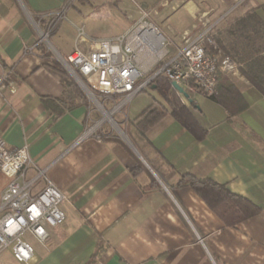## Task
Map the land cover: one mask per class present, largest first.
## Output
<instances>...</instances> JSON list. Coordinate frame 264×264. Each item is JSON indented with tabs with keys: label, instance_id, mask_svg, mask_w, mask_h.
I'll list each match as a JSON object with an SVG mask.
<instances>
[{
	"label": "crops",
	"instance_id": "0c3cea01",
	"mask_svg": "<svg viewBox=\"0 0 264 264\" xmlns=\"http://www.w3.org/2000/svg\"><path fill=\"white\" fill-rule=\"evenodd\" d=\"M70 1L0 0V78L7 76L0 90V134L12 149L29 145L35 167L27 180L47 169V178L71 201L64 208L66 223L50 230L45 246L34 247L30 264H264V93L246 76L263 77L259 64L264 65V54L245 61L239 75H224L238 92L221 85L220 101L181 85L188 98L180 96L204 131L201 139L167 116L146 139L127 126L129 142L113 136L80 141L93 107L77 103L69 108L62 102L68 76L53 60L55 52L65 55L73 48L77 29L83 25L86 31V25L70 29L59 24L49 37L55 40V52L40 43L48 27L45 16L60 12ZM84 4L126 16L120 34L86 32L89 37L125 33L144 8L157 18L152 22L175 49L184 35H196L194 17L204 12L220 19L226 46L239 42L227 33L236 18L256 9L264 21V0ZM176 16L185 18L180 31L170 26ZM149 87L157 90L156 84ZM133 120L128 117L127 125ZM187 176L225 185L261 212L231 225L190 186L180 184ZM10 181L0 172V200ZM45 184L37 182L35 191ZM0 264L22 263L2 252Z\"/></svg>",
	"mask_w": 264,
	"mask_h": 264
},
{
	"label": "built area",
	"instance_id": "2783aa9c",
	"mask_svg": "<svg viewBox=\"0 0 264 264\" xmlns=\"http://www.w3.org/2000/svg\"><path fill=\"white\" fill-rule=\"evenodd\" d=\"M74 1L60 12L45 16L50 24L40 43H45L51 52L55 50L48 45L49 37ZM138 14L128 31L112 38L89 37L82 25L77 29L73 48L65 55L55 52L56 60L74 80L82 81L79 86L95 102L80 141L102 140L112 137V131L120 132L128 120L124 113L127 106L160 75L171 85L185 84L191 93L207 97L216 95L220 73L239 75L240 65L223 56L214 40L220 19L211 21L209 13L199 15L202 28L194 36L184 35L181 46L175 49L151 21V11L140 8ZM6 80V75L0 78V90ZM93 112L99 116L94 118ZM118 116H123L124 123L117 121ZM33 167L29 145L12 149L0 134V172L11 179L0 200V254L9 252L22 264H30L35 258L34 247L24 239L25 235L45 246L50 230L66 223L64 208L71 205L68 197L47 178V169L27 180V172ZM40 180L46 184L35 191Z\"/></svg>",
	"mask_w": 264,
	"mask_h": 264
},
{
	"label": "trees",
	"instance_id": "16d2710c",
	"mask_svg": "<svg viewBox=\"0 0 264 264\" xmlns=\"http://www.w3.org/2000/svg\"><path fill=\"white\" fill-rule=\"evenodd\" d=\"M260 8L264 11V5ZM227 33L229 37L239 42H234L226 46L220 38L219 28L216 30L214 40L221 48L223 56L233 58L240 65V69L245 66L243 63L248 59H257L264 54V21L258 15L256 9L249 10L243 16L230 22ZM47 56H50V54H47ZM53 66L68 76V80L64 85V98L62 102L69 108L75 106L77 103L88 104L86 95L67 73L61 63L53 60ZM259 66L263 77L253 76L247 73L246 76L255 87L264 93V65L259 64ZM153 84H156L157 90L161 93L168 107L151 105L143 110L137 118L130 121V126L135 129L136 133L141 138L146 139L147 133L153 127L167 116H172L196 138L201 139L204 131L188 110L180 94L172 87L171 83L160 75L154 80ZM224 84L228 85L225 86L228 89L237 91L235 86L228 81L224 74L220 73L216 95L210 98L220 101L219 89ZM132 172L136 174L137 169H134ZM183 179L180 183L181 185L190 186L206 201L219 217L231 225L239 224L261 212V208L247 198L233 194L225 185H219L211 180L197 179L192 176H187Z\"/></svg>",
	"mask_w": 264,
	"mask_h": 264
},
{
	"label": "rangeland",
	"instance_id": "374dc122",
	"mask_svg": "<svg viewBox=\"0 0 264 264\" xmlns=\"http://www.w3.org/2000/svg\"><path fill=\"white\" fill-rule=\"evenodd\" d=\"M73 1V0H71ZM70 1V2H71ZM107 0H90L91 5H101L102 2H106ZM77 8L79 11H81L82 15H79L75 10ZM64 6L63 8H65ZM150 11V10H149ZM208 13V12H204ZM203 14V13H202ZM198 14L196 17L198 18ZM125 15H123L121 12H119L116 9L109 10L107 7L105 9H94L88 4H84V0H75L73 3V6L67 8L66 16L65 19H63L61 22L57 24V27L59 24H62V27L70 28L73 29L74 25H79L81 22H84L86 25V32L88 34H96V35H103V34H120L122 32V25L125 24ZM139 14L134 17L135 20L138 18ZM194 17V20L197 25V30L199 31L202 26L201 23L199 22V18L197 19ZM218 16H215L214 18L211 19V15L209 13L208 18L211 19V21H215ZM151 21L153 20L154 22L157 21V18L153 16V14L150 16ZM185 18L183 16H176L174 19L170 21V26L176 29L177 31H180L182 29V25L184 24ZM157 23V22H156ZM47 24L49 25L50 22L49 20L47 21ZM134 24V23H133ZM222 24L219 26V31L222 29ZM56 27V28H57ZM61 33V32H60ZM59 33V35H60ZM49 41V40H48ZM55 44V40L52 38L50 39L48 45L53 48L52 44ZM53 50V49H52ZM57 54V53H56ZM84 93V92H83ZM85 94V93H84ZM86 95V94H85ZM88 103L90 106L93 107L95 105L92 100V102L88 99V96L86 95ZM156 101H160L156 102ZM150 104L153 106H162V107H168L167 104L165 103L162 95L160 92L157 90L152 89L151 87L147 88V90L139 93L127 106L125 109V115H128L129 118L133 120L137 116V114L141 113L145 108H147ZM97 116L99 114L97 113ZM117 121L119 120L120 123H124L123 116L122 117H117ZM125 124V125H124ZM122 127L121 131H112L111 128L107 127V130H111L113 132L112 136L113 137H118V138H123L129 142V138L127 135L126 127L130 126V121L125 122ZM131 144V143H130ZM24 239L29 242L33 247L41 246L39 245L30 235H25Z\"/></svg>",
	"mask_w": 264,
	"mask_h": 264
},
{
	"label": "water",
	"instance_id": "95a60500",
	"mask_svg": "<svg viewBox=\"0 0 264 264\" xmlns=\"http://www.w3.org/2000/svg\"><path fill=\"white\" fill-rule=\"evenodd\" d=\"M76 82L78 84L82 83V81L80 79H77ZM172 87L183 97L188 98V95L186 94V92L183 90V88L181 87V85L177 84V83H172Z\"/></svg>",
	"mask_w": 264,
	"mask_h": 264
}]
</instances>
